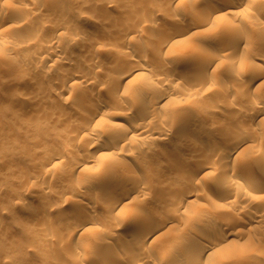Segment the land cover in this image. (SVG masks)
<instances>
[{"label": "rangeland", "instance_id": "374dc122", "mask_svg": "<svg viewBox=\"0 0 264 264\" xmlns=\"http://www.w3.org/2000/svg\"><path fill=\"white\" fill-rule=\"evenodd\" d=\"M31 1L13 0V2H3V5L2 2L0 3V12H4L3 16L0 15V31L2 30L0 32V103H3L0 106V264H111V262L112 264H136L135 262L142 261V258L146 259V262L151 260L148 264L152 262L153 264H191L192 251L188 250L186 245L193 234L201 232L210 235L218 228L221 229L222 234L232 236L236 241L233 244L228 243L229 246L224 248L225 252L229 250L235 253L243 250L248 256L261 258L260 260L264 262V232L262 233L264 228H260L261 233L252 232L251 235L247 231L248 227L241 224L230 229L222 228L224 221L228 222L232 213H235V216L236 214L239 216L240 213V216L244 217V213L238 207L248 199L252 198L251 202L255 203H253L254 211L252 212L254 216L255 211L256 214L264 212V185L262 184L264 183V173H262L264 172V137L260 142L255 140L256 134L259 137L264 135V113H258L256 108L248 103L249 99H257L260 105H264V27L258 28L255 22V19L264 18V6L262 7L264 0H260V3L257 1L260 7L257 3L256 5L249 3L248 7L242 8V12L237 15L230 14L228 18L234 22L230 27L224 20L213 22L214 24L212 22L197 23L196 17L201 15L198 13L205 8L204 0L179 1L171 9L166 6L165 0H38L35 6ZM173 18L181 19L175 22ZM250 21L254 22L253 25L249 24ZM55 24L62 25L61 30L52 31ZM162 24L167 29L163 32L160 28ZM176 26L184 27V30L187 26L186 33L174 35L172 44L155 54L154 50L157 48L159 37ZM76 27H82L85 32L81 36H75L73 29ZM31 30L36 33L30 34L31 38L27 42L30 44L21 45L24 37ZM193 30L199 32H192ZM229 31L230 34L235 32V39L232 37L230 39L227 35ZM257 31L259 32L256 33ZM238 37L249 40L246 43L240 41L238 44ZM40 46L44 48V53L48 54L43 56L44 59L51 56L50 53L53 51L58 52V55L53 57L55 61L51 62L52 64H48L46 60V62L35 60L37 58L35 55L42 48ZM205 47L212 48V51H220L221 54V59L217 55L219 58L217 64L211 66L207 73L204 69L197 67L196 59L197 52ZM128 49L131 51L130 64L129 62L128 64L136 66L131 72L133 80L126 91H123L124 93L109 92L105 84L108 81L103 74H100V71L106 69L114 71L120 59L113 54V51ZM7 58L12 60L13 67L10 72L4 71V60ZM185 59L186 63H180ZM146 61L150 62L149 70L140 68V65L144 63L149 64ZM90 67L94 71L96 69L98 73L95 75L97 77L91 79V81L98 79L95 81L97 86L91 87L89 82L85 81L82 84L85 89L83 87L80 89L75 84L60 88L59 80L63 71L72 68L75 71L80 70V73H76L81 74L87 69L89 71ZM173 68L181 69L186 75L157 83L156 86L162 87L161 89L176 91V95L165 106L161 105L154 109L149 105L148 108L153 109L152 115L146 118V120L149 119L147 122H149L150 133L135 136L134 141L128 144L129 146H123L122 149L112 153L114 156L104 153L111 151L103 145L104 142H110V139L114 138L107 131L111 124L117 122L115 123L117 128L120 125L122 128H130L135 126L143 115L142 112L139 114L134 111L132 114L134 118H131V115V119H114L110 113L115 114L127 108L134 93L140 92L144 86L153 82L158 73H169L173 71ZM253 71L257 73L252 77L250 75ZM196 72H200L199 76ZM233 72L245 81H252L248 82V88L244 87L245 94L242 92L241 97H234L230 101L231 97L228 98L230 92L241 87L238 91L243 89L240 81L235 80L231 75ZM204 74L208 75V79L203 78ZM201 76L205 80L200 90L189 87L193 84L187 85L190 79L194 80L193 78L196 77V83L198 79L201 81ZM151 77L154 78L151 80ZM99 78H104L101 81L105 83L103 84ZM80 80L79 76L77 81L80 82ZM221 92H224V96L227 94L225 96L227 99L222 97ZM100 99L109 100L110 103L113 100V103L109 110L101 113V116L105 118V123L102 124L103 127L101 126L104 132L100 130L101 128L95 131L98 134L104 133L100 134L102 140L98 145L88 148L90 144H87L88 140L85 136L74 137L73 131L79 130L83 125L81 115L76 113V108L87 109L90 102ZM60 103H63L66 108L60 110L62 109L59 106L62 105ZM238 107L240 110L242 107L245 114L242 115L243 112L238 110ZM192 110L196 112L201 110L198 120L195 119L189 123L179 120ZM166 117L173 120L166 124L164 121ZM121 127L119 128L123 130ZM161 127L166 132L162 135L163 139L156 137ZM152 128L156 131L155 133L150 131ZM234 129L235 133L239 129L243 131L246 129L245 132L250 131L249 135H251L248 138L244 136L243 139V134H238L240 132L234 134ZM191 138L193 142H196V145L190 148H193L192 150L187 149L186 146L192 141ZM234 138L242 141L239 150H242L241 156L235 162H224V164L222 161L219 162V159L225 156ZM205 140L209 142L214 140L213 142L223 146L226 144V149L223 147L214 151L203 148L201 144ZM200 141L201 144H197ZM58 148L64 150V159L60 155H57L58 157L54 155ZM92 150L97 151L96 155L103 153L99 157L96 156L97 159L93 160V165L86 171L69 170L71 157L76 155L74 153L78 152V157L88 158L87 154H91ZM205 151L210 153L205 155L211 158L207 157L208 160L205 161L210 160L212 165L209 164L210 167L206 168L204 177L194 182L196 184L193 187L199 193L198 196L192 197L195 203L193 201V205L189 206L190 208L187 207L185 211L182 208L176 212L177 215L174 213L172 222L155 232L154 238L152 237L155 240L151 238L149 244L141 245L142 249H140L141 246L138 247L136 244L139 236V230L134 225L136 219L148 214L156 217L165 207L163 204L172 201L179 193L178 188L185 180L184 174L180 172L183 169L191 171L195 161L200 160L198 156L202 157ZM105 155L110 156L111 159ZM206 156L203 159H206ZM46 159H53V161L50 160L51 162L47 165L43 164L42 161ZM250 160H253V163ZM244 163H248L257 170H252V173L258 179L251 172V175L250 173L242 174L238 166ZM132 165L137 167L134 173L140 179L139 183L133 185L136 197H133L134 200L131 198L133 202L130 201L129 204L137 208L138 214L134 217L124 213L111 214L108 209L100 205V199L103 193L112 192L117 181L112 178H106V180L101 176L108 171L121 174L125 170L123 168ZM225 165L228 167L227 170ZM233 167L236 169L231 172ZM220 179L225 183L233 181L235 186L241 182L238 185L240 189H236L238 194L232 196L239 197L240 202L234 204L225 200L229 190L223 189L228 191L224 193L222 188H217L218 183L221 184ZM135 186L140 187V190H137L138 187ZM217 189L222 192H218ZM98 199L100 202L97 203ZM37 210L40 212H36ZM88 211L95 213V219L93 217L79 232L69 236L63 235L65 226L68 224L65 214H89ZM252 213L246 214L244 218H248L247 215L253 216ZM212 214L214 215L211 216ZM253 223L264 227L262 226L264 221ZM238 228L239 231H236ZM240 229L245 232L241 233ZM229 231L232 233L230 234ZM156 234L159 235L156 236ZM117 248L121 249L116 250ZM224 250L219 254L225 253ZM165 253L178 254V256L175 255L178 259L171 261L165 257ZM216 254L215 251L211 253L212 256ZM226 257L222 262L215 263L209 259L202 264H232L229 262L232 258Z\"/></svg>", "mask_w": 264, "mask_h": 264}, {"label": "bare ground", "instance_id": "6f19581e", "mask_svg": "<svg viewBox=\"0 0 264 264\" xmlns=\"http://www.w3.org/2000/svg\"><path fill=\"white\" fill-rule=\"evenodd\" d=\"M52 1H59V0H52ZM72 1H77V0H72ZM79 1V0H78ZM179 1H186V0H165V3H166V6H168L170 9L172 8V7H174L175 6V4L177 3V2H179ZM257 1H258V3H260L261 1L260 0H204L203 1V3L205 4V8H203V10L201 11V13H198V14H201V15H198V17H196L195 19L197 20V23H200V24H202V23H204V22H214V23H216V21H218V20H224L225 22H226V25L227 26H231L232 24H234V22L231 20V19H229L228 17H230L229 15L230 14H235V15H237V13H240V12H242V8L243 9H245L244 7H248V5H249V3H252V4H254V5H256V3H257ZM260 1V2H259ZM2 2V5L4 4L3 2H5V3H8V2H13V0H0V3ZM31 2H33L32 4H34L33 6H35L36 4H37V2H38V0H32ZM202 3V4H203ZM257 3V5H258V7H260L259 6V4ZM251 5V4H250ZM264 5H263V2H262V7H263ZM252 6H250V8H251ZM257 7V6H256ZM257 7V8H258ZM23 8V7H22ZM241 8V9H240ZM253 8V7H252ZM1 9V8H0ZM24 9V8H23ZM26 9V8H25ZM247 9V8H246ZM256 9V8H255ZM260 9V8H259ZM29 10V9H28ZM243 11H245V10H243ZM4 15V12L3 13H1L0 12V15ZM242 14V13H241ZM2 15V16H3ZM182 17V16H181ZM234 17V16H233ZM232 17V18H233ZM87 18H88V16H87ZM181 19V18H180ZM180 19L179 18H173V20L175 21V22H178V21H180ZM86 20H89V19H86ZM195 20V21H196ZM253 21V20H252ZM252 21H250L249 22V24L250 25H253L252 23H254V22H252ZM175 22H173V23H175ZM255 22H256V24L258 25V28H260V27H264V18H258V19H255ZM213 23V24H214ZM199 24V25H200ZM204 24H206V23H204ZM208 24V23H207ZM211 24V23H210ZM174 25V24H173ZM196 25V24H195ZM62 26V25H61ZM61 26H59V25H57V24H55V25H53V27H52V31L53 30H55V31H58L59 29H60V27ZM233 26V25H232ZM209 27V26H208ZM252 27V26H251ZM160 28H161V30H162V32L163 31H165V29H166V27H164V24H162L161 26H160ZM233 27H231V29H232ZM235 28V27H234ZM135 29V28H134ZM186 29H187V26H186ZM184 30V27L182 28H180V27H178V26H176V28H172V29H168V31H167V34H162L160 37H159V40H158V44H157V48L154 50V52H155V54L156 53H160V51H162V50H164L167 46H169L170 44H172V41L174 40L172 37H174V35H184V33H186V31L187 30ZM256 29H257V27H256ZM61 30V29H60ZM64 30V29H63ZM74 30V32H75V36H77V35H82L84 32H85V29H83L82 27H76V28H74L73 29ZM167 30V29H166ZM223 30V29H222ZM254 30V29H253ZM35 31V30H34ZM54 31V32H55ZM138 31V30H137ZM255 31V30H254ZM260 31H262L261 29H260ZM0 32H2V30L0 31ZM62 32V31H61ZM65 32V31H64ZM192 32H199V31H192ZM232 32V31H231ZM259 31H257L256 33H258ZM33 33H36V32H33V30H31V32H29V34H26L27 36L26 37H24V39H23V43L21 44V45H27V44H30V42L29 43H27L29 40H30V38H31V35L30 34H33ZM52 35H53V33H51ZM58 34V33H57ZM230 31H229V33L227 34L228 36H230V39H231V37L233 38V39H235L236 37H235V32H234V34H230ZM237 35V34H236ZM238 36V35H237ZM240 36V35H239ZM50 37H51V35H50ZM49 38V37H48ZM54 38V37H53ZM53 38H50V40H52ZM78 38V37H77ZM225 38V37H224ZM227 38H229V37H227ZM239 38V41H238V44H240V41H241V43L242 42H248V40L249 39H243V38H241V37H238ZM55 39V38H54ZM173 39V40H172ZM176 40H177V38H175ZM232 39V40H233ZM73 40H74V38H73ZM21 41V40H20ZM19 41V42H20ZM52 41H54V40H52ZM75 41V40H74ZM77 41V40H76ZM231 41V40H230ZM234 41V40H233ZM25 42V43H24ZM226 42H228L227 40H226ZM232 42V41H231ZM222 43H224V42H222ZM19 44V43H18ZM102 44H104V43H102ZM20 45V46H21ZM223 45V44H222ZM229 45V44H228ZM18 46V45H17ZM28 46V45H27ZM19 47V46H18ZM26 47V46H25ZM40 47H42V46H40ZM132 47V46H131ZM45 48H47L46 46H45ZM132 48H134V47H132ZM132 48L130 49V50H132ZM223 48V47H222ZM44 48L42 47L41 49H39V52H38V54H36L35 56H37V58L35 59L36 61H39V62H49L48 64H52L51 62H53V61H55L54 59H53V57L55 56V55H58V52H55V51H53V53H50L51 54V56H47L46 57V59H44L43 58V56L45 57V54L46 53H44V51L45 50H43ZM230 49V48H229ZM234 49V48H233ZM232 49V50H233ZM47 50V49H46ZM129 49L126 51H124V50H120V51H113V54L114 55H116L117 56V58H119L120 59V62H118V64H117V68L114 70V71H109V70H105V71H100L101 73L100 74H103L104 76H105V79H106V81H108V83H105V84H107L106 86H107V90H109V92L111 91L112 93H117V92H120V91H122V93H124L123 91H126V89L128 88L127 86L129 85V83L133 80V77H132V75H131V72H132V70L133 69H135L136 68V66L134 65V66H132V65H129L130 64V62H129V59H131L130 58V55H131V51H130ZM134 50V49H133ZM219 50H221L222 51V49H219ZM135 51V50H134ZM215 51H217V50H215ZM215 51H212V48L211 49H209V48H207V47H205L204 49H202V50H200V51H198L197 52V61H198V63H197V67H200V68H202V69H204L205 71H206V73L207 72H209L210 71V67L211 66H215V63L217 64V61L219 60V58H220V51H217V52H215ZM234 51V50H233ZM133 52V51H132ZM153 52V53H154ZM235 52V51H234ZM44 53V55H42ZM219 53V54H218ZM224 53V52H223ZM49 54V55H50ZM112 54V55H113ZM46 55H48V54H46ZM217 55L219 56V58L217 57ZM229 56H230V53L228 54ZM227 55V56H228ZM226 56V57H227ZM228 56V57H229ZM56 57V56H55ZM236 57V56H235ZM230 58H231V56H230ZM44 59V60H43ZM221 59V58H220ZM43 60V61H42ZM46 60V61H45ZM181 60V59H180ZM251 61H252V59H251ZM4 71L5 72H10L11 71V69H12V60H11V58H7V59H5L4 60ZM128 62H129V64H128ZM146 62H148L149 64H142V65H140L141 67V69H148V68H150V62L149 61H146ZM187 61H186V59L185 60H183V61H181L180 63H186ZM222 62V61H221ZM254 62V61H253ZM179 64V63H178ZM152 65V64H151ZM139 66V65H138ZM91 68V67H90ZM139 68V67H138ZM165 68V67H164ZM216 68V67H215ZM152 69V68H151ZM171 69V68H170ZM194 69V68H193ZM88 70V69H87ZM86 70V71H87ZM149 70V69H148ZM83 71V70H82ZM82 72L81 74H78V73H76V72H79L80 73V70L79 71H75V69H72V68H69V69H67V70H65V71H63L62 73H61V77H60V82H61V86H60V88H67V87H70L71 85L72 86H74V84H75V86H77L78 88H80L81 89V87H83V83H85V81H86V83L87 82H89L88 84H90V86L91 87H95V86H97L96 85V82L95 81H97V80H95V79H93L94 81H91V79L92 78H95V77H97V76H95V75H98V73H97V71H96V69H95V71L93 70V68H91V69H89V71H87V72ZM145 71V70H144ZM200 71V70H199ZM214 71V70H213ZM264 71V70H263ZM262 71V72H263ZM151 72H152V70H151ZM158 72H160V71H158ZM84 73V74H83ZM148 73H149V71H148ZM198 73V76H199V74H200V72H196V74ZM204 73V72H203ZM203 73H202V75H203ZM256 73L257 72H254L253 71V73H251V75L250 76H254V75H256ZM258 73H260V72H258ZM147 74V73H146ZM196 74H194V75H196ZM260 74H262V73H260ZM155 75V74H154ZM186 74H185V72L184 71H182L181 69H177V68H173V71H171V72H160V73H158L157 75H156V77L154 78V81L153 82H151V83H149L148 85H146V86H144V88L142 89V90H140V92H138V93H134V95H132L133 96V99H130L131 100V102H130V104L127 106V108H123V110L122 111H118L117 113H115V114H111L110 113V116L112 117V118H124V119H128V118H130L131 117V115L133 114V112L134 111H137V113H141L142 112V117H140V120H138V122H137V124L134 126H132V127H128V128H122L121 127V125L119 126V127H121L123 130H121L119 127L117 128V126L115 125V123H117V122H115V123H113V124H111V127L109 128V130L107 129V131L109 132V134H110V136H112V137H114L113 139L111 138L110 139V142H104L103 143V145L107 148V149H110L111 151H110V153L109 152H104V153H108V155H112V156H114V154H112V153H115L117 150H120V149H122V147L123 146H126V145H128V144H131L133 141H134V138H135V136H137L138 137V135H142V134H145V133H150L149 132V127H148V123L149 122H147L149 119H147L146 120V118L147 117H150V115H152V112H153V109H151L152 111H150V109L148 108L149 107V105L150 106H152V108H157V107H159V106H165V105H167L168 104V102H170V100H171V98H174L175 97V93H176V91H167V90H165V89H161L162 87H159V86H156L157 85V83L159 82V81H170V79H173V78H182V77H184ZM232 76H233V78L235 79V80H238V81H240V83L242 84L241 86H243V89L242 90H240V92L238 91L239 89H241V88H238L237 89V87H236V89L237 90H234L233 92H230V94L229 95H231V96H229L228 95V98L229 97H231V99H229L230 101H232V98L234 99V97H237V96H240L241 95V93L243 92L244 94H245V92H244V87L246 88H248V82H251V81H249V80H247V81H245V80H243L242 79V77L240 78V76H238V74H236V73H232L231 74ZM80 76V82H78L77 80H78V77ZM191 76H192V74H191ZM208 76V75H207ZM206 76V74H204V77L203 78H206L207 77ZM193 77H195V76H193ZM210 77V76H209ZM152 77H151V80L153 79ZM197 78V77H196ZM196 78H193L194 80L196 79ZM200 78V77H199ZM100 79V78H99ZM102 79H104V78H101L100 79V81L102 80ZM201 81H198L197 80V83H196V80L194 81V80H191L190 79V81L187 83V85H192L193 84V86H189V87H192V88H197V90L200 88V87H202L203 85H202V82H204V80L202 79V76H201ZM207 79H208V77H207ZM206 79V80H207ZM233 79V80H234ZM249 79H251V78H249ZM104 81V80H103ZM102 82V81H101ZM195 82V83H194ZM103 83V82H102ZM103 83V84H104ZM170 83V82H169ZM239 83V84H240ZM98 84V83H97ZM164 84V83H163ZM208 84H209V82H208ZM37 85V84H36ZM101 85V84H100ZM187 85H186V87H187ZM38 86V85H37ZM59 88V89H60ZM84 88V87H83ZM82 88V89H83ZM159 88V89H158ZM165 88V87H164ZM188 88V87H187ZM85 89V88H84ZM83 89V90H84ZM156 89H158V91L156 92ZM175 89V88H174ZM177 89V88H176ZM190 89V88H189ZM194 89V90H195ZM196 90V91H197ZM200 90V89H199ZM85 91V90H84ZM178 91V90H177ZM59 92V91H58ZM62 92H63V90L62 91H60V94H62ZM198 92V91H197ZM229 92V91H228ZM157 95H155V94ZM222 93V92H221ZM227 93V92H226ZM240 93V94H239ZM190 94V93H189ZM224 94V92L222 93V97L224 96L223 95ZM244 94H243V96H244ZM155 98H154V97ZM225 96H227V94L225 95ZM224 96V98H226ZM246 96V95H245ZM241 97V96H240ZM130 98V97H129ZM132 98V97H131ZM136 98V99H135ZM248 98V97H247ZM227 99V98H226ZM241 99V98H240ZM29 100V99H28ZM110 100H112V99H110ZM224 100V99H223ZM236 100H238V99H236ZM250 101L248 102L249 103V105H251V107H254V108H256V110H257V112L258 113H264V105L262 106V105H260V101H257V99L256 100H253V99H249ZM104 101V102H103ZM102 101V99H100V100H94V101H92V102H90L91 104L89 105V107L87 108V109H83V107L82 108H80V107H78V109L76 108V113L78 114V115H81V117L80 118H82V122H83V125H82V127L78 130H76V131H73V133H75L74 134V137L75 138H80V137H86V139L88 140V145L89 146H87L88 148L89 147H92V146H95V145H98L99 144V142L102 140L101 139V136L104 134V133H102V132H104L103 130H102V124H104L105 123V118H103L101 115V113H103V112H105L106 110H109V108L111 107V104L113 103V100H112V103H110V102H108L107 100H103ZM227 101V100H226ZM230 101H228V102H230ZM245 101V100H244ZM28 102V101H27ZM224 102V101H223ZM227 102V103H228ZM235 102V101H234ZM242 102V101H241ZM247 102V101H246ZM218 103H220V102H218ZM233 103V102H232ZM2 104L3 103H0V106H2ZM60 104H62V105H59L60 106V108H62V109H60V108H58V109H60V110H63L64 108H66L65 106H64V104L63 103H60ZM115 105H117L118 103H114ZM222 104H224V103H222ZM242 104H244V103H242ZM227 105H230V104H227ZM238 106V105H237ZM244 106V105H243ZM242 106V107H243ZM216 107V106H215ZM218 107V106H217ZM233 107V106H232ZM242 107H241V110H240V108L238 109V110H240V111H242L243 109H242ZM246 107H249V106H246ZM246 107L244 108V111L246 110ZM250 107V108H251ZM164 108H166V107H164ZM234 108V107H233ZM195 109V108H194ZM234 109H236V108H234ZM66 110V109H65ZM64 110V111H65ZM112 109H110V111H111ZM195 110H197V109H195ZM195 110H192V111H189V112H187V113H189V114H187V116H183V117H177V118H179V120L180 121H182V122H184V123H189L190 121H193V120H195V119H197L198 118V114H200V112H201V110H200V112H196ZM218 110H219V108H218ZM237 110V111H238ZM249 110V109H248ZM247 110V111H248ZM109 111V112H110ZM221 111H223V110H221ZM236 111V112H237ZM246 111V112H247ZM60 112V111H59ZM63 112V111H62ZM66 112H68V111H66ZM65 112V113H66ZM243 112V111H242ZM139 113V114H140ZM227 113V112H226ZM229 113V112H228ZM231 113H233L232 111H231ZM241 113V112H240ZM230 114V113H229ZM237 115L239 114V112L238 113H236ZM243 114H245L244 112L242 113V115ZM226 115H228V114H226ZM231 115V114H230ZM234 115V114H233ZM204 116V115H203ZM223 116V115H222ZM229 116V115H228ZM240 116V115H239ZM232 117H234V116H232ZM131 118H134L133 117V115H132V117ZM130 118V119H131ZM135 118H137V117H135ZM139 118V117H138ZM137 118V119H138ZM176 118V117H175ZM223 118V117H222ZM264 119V118H263ZM173 119H169V118H165V122H166V124H168V122L169 121H172ZM176 120V119H175ZM178 120V121H179ZM198 120V119H197ZM212 120H214L213 118H212ZM81 122V123H82ZM111 123V122H110ZM135 123V122H134ZM116 127H115V126ZM174 125V124H173ZM102 126V127H101ZM108 126V125H107ZM149 126H151V125H149ZM166 126H168V125H166ZM164 127V126H163ZM78 128V127H77ZM98 128H101L100 130H102V135H100V134H98V133H95V131L98 129ZM165 128V127H164ZM153 129L154 128H152V130L150 129V131H152V132H156L155 130L153 131ZM161 129V130H160ZM159 130H160V132L158 133V134H156V137L157 138H162L163 136V134L164 133H166V132H164V130L165 129H162V127L161 128H159ZM163 130V131H162ZM168 129H166V131H167ZM238 130V129H237ZM242 129H239L236 133H235V129H234V134H237L238 132H240V133H238V134H243V139H244V136H246L247 138H248V136H250L249 135V133H250V131H249V133H248V131L247 132H245L246 131V129L242 132L241 131ZM106 131V132H107ZM100 132V131H99ZM105 132V133H106ZM108 132H107V135H108ZM151 132V133H152ZM158 132V131H157ZM121 133L123 134V135H121ZM232 134V133H231ZM253 134V133H252ZM260 134V133H259ZM148 135V134H147ZM158 135V136H157ZM165 135V134H164ZM240 135V136H241ZM257 135L258 134H256V136H255V140L256 141H258V142H260V140L264 137V135L261 137H259V135H258V137H257ZM150 136V135H149ZM155 136V135H154ZM229 136H230V134H229ZM238 136V135H237ZM253 136V135H252ZM155 137V138H156ZM232 137H233V135H232ZM231 137V138H232ZM235 137V136H234ZM237 138V137H236ZM236 138H234V140L232 139L231 140V147L229 148L228 147V150H226L227 152H226V154H225V156L224 157H222V158H220V159H222V160H220L219 159V162L220 161H222L223 162V164H224V162H226V163H231V162H235V160L236 159H238L239 158V156H241V152H242V150L241 151H239L240 150V143L242 142H240L239 140H236ZM253 138H254V136H253ZM85 139V140H86ZM163 139V138H162ZM192 139V138H191ZM224 139V138H223ZM238 139V138H237ZM252 139V138H251ZM87 140H86V142H87ZM112 140V141H111ZM226 140V139H225ZM240 140H242V139H240ZM109 141V140H108ZM187 141V140H186ZM189 141V140H188ZM187 141V142H188ZM194 141H195V139H194ZM214 141V140H213ZM209 142L208 140L206 141H203L202 142V144H201V141L199 142V143H197V144H201V146L203 147V148H209V149H212V150H220L221 148L223 149V147H225V149H226V144H225V146H223V144L221 145L220 143H215V142ZM218 141V140H217ZM228 141V140H227ZM224 142H226V141H224ZM262 142V141H261ZM196 142H193V139H192V141H190V142H188L187 144H186V146H187V149H190L191 147H193V146H195L196 144H195ZM222 143V142H221ZM227 143V142H226ZM229 144V143H228ZM129 146V145H128ZM228 146V145H227ZM86 147V149L88 150V148ZM196 147H198V145L196 146ZM201 147V148H202ZM67 148V147H66ZM66 148H64V149H66ZM186 148V147H185ZM67 149H69V148H67ZM193 149V148H192ZM192 149H190V150H192ZM244 149V148H243ZM91 150V149H90ZM93 151V152H92ZM91 151V154H87V155H89V157L87 158H84V156L83 157H78V155L77 154H79L78 152H76V153H74V154H76V155H73V154H71V155H73V157H71L72 159H71V161H70V169L69 170H71L72 172H81L82 170L84 171H86V169L88 168V167H90L91 165H93V160L96 158V156L97 157H99V156H101L102 154L101 153H98V155H96L97 154V151L96 152H94V150H92ZM204 152V151H203ZM222 152H223V150H222ZM122 153V152H121ZM218 154L220 153V152H217ZM254 153V152H253ZM209 155L208 154V152L207 151H205V153L203 154V155ZM245 154H248V153H245ZM56 157H58L57 155H60L63 159H64V156H65V153H64V150L61 148H58L57 149V151L55 152V154H54ZM82 155V154H81ZM86 155V156H87ZM108 155H105V156H107V157H110V156H108ZM203 155H202V157L201 156H198V158L200 159V160H197V161H195V165L193 166V168H192V170L191 171H185V169H183V171L182 172H180V173H182V175L184 174V181L182 182V185L180 186V188H178L179 189V193L178 194H176V196H175V198L172 200V201H169L168 203H166V204H163V205H165V207L163 208V210L162 211H160V212H158V214H157V216L156 217H154V216H151V215H147V216H140L139 218H137L136 219V221H135V223H134V225L138 228V230H139V233H138V239H137V246L138 247H140L141 245L142 246H145L147 243L149 244V241H151V238L153 237V234L155 233V232H157V231H159L160 229H162L164 226H166V225H168V224H170L171 222H172V220H173V214L174 213H176V212H178V211H180L182 208L184 209V211L186 210V208L187 207H189V206H192L193 205V201H194V199L192 198V197H195V196H198V190L197 189H195V187H193L196 183H194L195 181L197 182V179H200L202 176L204 177L205 175H204V172L206 173V168L207 167H210V165H212V164H210L211 163V161L209 160V161H205V160H208L210 157H208V156H206V159H203L204 157H203ZM212 155V154H211ZM254 155V154H253ZM212 156H214V155H212ZM223 156V155H222ZM201 157V158H200ZM207 157H208V159H207ZM221 157V156H220ZM47 158V157H46ZM50 158V157H49ZM62 158L60 159V162H61V160H62ZM97 159V158H96ZM95 159V160H96ZM106 159H108L109 160V158H106ZM110 159H111V157H110ZM211 159V158H210ZM249 158H247V160H248ZM50 160H52L53 161V159H46V160H43L42 162H43V164H48V163H50L51 161ZM112 160H114V158L112 159ZM173 160V159H172ZM251 161V160H250ZM221 162V163H222ZM237 162V161H236ZM252 163H253V160L251 161ZM112 163V162H111ZM113 163H116V162H113ZM178 163V162H177ZM225 163V164H226ZM210 164V165H209ZM227 165V164H226ZM225 165V167H226V170L228 169V167ZM235 165V164H234ZM49 166V165H48ZM229 166V165H228ZM93 167V166H92ZM223 167H224V165H223ZM136 168L137 167H135V165H132V166H127L126 168H123V169H125L124 171H123V173H121V174H114L113 172H111V171H108L107 173H105L104 174V176H101V177H103L104 179H106V178H112V179H115L116 181H117V183H116V186L115 187H113L112 188V192L111 193H109V191H108V193H103V195H102V197H101V202L99 201V199L97 200V203H98V201L101 203L100 205L102 206V207H105V209H108V211L111 213V214H118V213H124V214H127V215H130L129 217H134V216H137V214H138V210H137V208H135V207H133V206H130L131 204H129V202L130 201H132L133 202V197L135 196L136 197V195H135V193H136V190L134 191V184L135 183H139L138 181H139V176H137L136 175V173H134L135 171H136ZM241 169L240 171L242 172V174L244 173V175H245V173L246 174H248V173H252V170H254L255 168H253L251 165H249L248 163H244V164H239V166H238V169ZM106 169H108V168H106ZM221 169V168H220ZM235 169H236V167H233L232 168V170H231V172H234L235 171ZM209 170V169H208ZM207 170V171H208ZM225 170V169H224ZM256 170V169H255ZM229 171V170H228ZM227 171V172H228ZM257 171V170H256ZM116 172V171H115ZM134 173V174H133ZM221 173V172H220ZM251 173H250V175H251ZM262 173H264V172H262ZM229 174V173H228ZM242 174H240V175H242ZM258 174V173H257ZM259 174H261V172L259 173ZM79 175V174H78ZM133 175H136V176H133ZM252 175L253 176H255L256 177V175H254L253 173H252ZM236 176V175H235ZM247 176V175H246ZM98 177V176H97ZM260 177H262L261 175H260ZM264 177V176H263ZM244 178V177H243ZM253 178V177H252ZM99 179V178H98ZM256 179H258L257 177H256ZM107 180V179H106ZM221 180V179H220ZM235 180H237V179H235ZM101 181H103V180H101ZM223 181L221 180V184L220 183H218L219 185H218V187L217 188H219V189H221L222 188V190L223 189H225V190H229V194L226 196L225 194V196H226V198H225V200L226 201H229L230 203H234V204H237L236 202H240L239 200H241V199H239L238 200V198L239 197H237L236 196V198L234 197H232L233 196V194H238V192H237V190L236 189H238L239 188V184L241 183H239L237 186H235L236 184H233L232 182L231 183H225V182H223ZM229 182V181H228ZM257 182V181H256ZM243 183H245L244 181H243ZM261 184V183H260ZM262 184L264 185V183L262 182ZM261 184V185H262ZM85 185V184H84ZM141 184H139V186H140ZM258 186H259V183L257 184ZM144 186V185H143ZM142 186V187H143ZM135 187H138V186H135ZM141 187V188H142ZM237 187V188H236ZM261 188H262V186H260ZM259 187V188H260ZM264 187V186H263ZM140 187H138V188H136L137 190L139 189ZM258 188V187H257ZM240 189V188H239ZM264 189V188H263ZM140 190V189H139ZM218 190V189H217ZM222 190L221 191H219L218 190V192H222ZM245 190V189H244ZM260 190V189H259ZM111 191V190H110ZM224 191V190H223ZM139 192V191H138ZM143 192H145V190L143 191ZM218 192H217V194H218ZM228 193V191H224V193ZM246 193H247V191H245ZM84 193V192H83ZM219 194H222V193H219ZM60 195V194H59ZM208 195V194H207ZM223 195V194H222ZM137 196H138V194H137ZM140 196V195H139ZM239 196V195H238ZM249 197V195H246V197ZM60 197V196H59ZM58 197V198H59ZM62 197V196H61ZM65 197V196H64ZM211 197V196H210ZM220 197H222V196H220ZM219 197V198H220ZM245 197V196H244ZM243 197V198H244ZM245 197V198H246ZM129 198L131 199V200H129ZM223 198V199H224ZM241 198V197H240ZM251 198V197H250ZM248 199V198H247ZM247 199H245V200H247ZM63 200V199H62ZM222 200V199H221ZM251 200H252V198H251ZM251 200H249L248 199V201L246 202H244V204H243V202H242V204L238 207L239 209H240V211L241 212H243L244 213V217H245V215L246 214H251L254 210H253V208H254V205H253V203L251 202ZM96 202V201H95ZM223 202V201H222ZM47 203V202H46ZM194 203H195V201H194ZM224 203V202H223ZM227 203V202H226ZM59 204V203H58ZM129 204V205H128ZM234 204H233V206H234ZM255 204V203H254ZM95 205H97V204H95ZM239 205V204H238ZM51 206V205H50ZM99 206V205H98ZM236 206V205H235ZM256 206V205H255ZM39 207V206H38ZM37 207V208H38ZM52 208V207H51ZM83 208V207H82ZM190 208V207H189ZM188 208V209H189ZM34 209V208H33ZM238 209V210H239ZM256 209H257V207H256ZM259 210V209H258ZM79 211V210H78ZM80 211H81V208H80ZM239 211V212H240ZM36 212H40V210H37ZM89 212V211H88ZM183 212V211H182ZM90 213H92V212H89V214H77L76 213V215L74 214V215H71V213L70 214H65V219H67L68 220V224L65 226V230H64V233H63V235H67V236H69V235H73L75 232H79L80 230H82L83 228H84V226L89 222V221H91L92 220V218L94 217V214L95 213H92V215L90 214ZM109 213V214H110ZM176 215H177V213H176ZM180 215V214H179ZM214 214H212L211 216H213ZM232 215V217L230 218L229 217V221L228 222H225L226 220H225V218H223V220H225L224 221V225H222V226H219V227H222L224 230H225V227H227V228H233L234 226H237L238 224L240 225H243V226H245V227H248L247 228V231L249 232V235H251V233L252 232H260V230L261 229H263L264 227H260L261 225H254V221H264V212L263 213H261L260 212V214H256V211H255V216H254V214L252 213V215L253 216H251V215H247V217L248 218H244V217H241V216H243V215H241L240 216V213L238 214L239 216H237V214H236V216H235V213L233 214H231ZM230 215V216H231ZM235 216V217H234ZM209 218V217H208ZM211 218V217H210ZM213 218V217H212ZM228 218V217H227ZM226 218V219H227ZM94 219H95V217H94ZM97 219V218H96ZM231 219V220H230ZM222 220V221H223ZM228 220V219H227ZM222 223V222H221ZM221 223H220V225H221ZM262 226H264V225H262ZM87 227V226H86ZM90 228V227H89ZM237 228V227H236ZM261 228V229H260ZM87 230H88V228H86ZM229 229H227V230H229ZM242 229V228H241ZM241 229H240V232L241 233H243V231L245 232V230H243V231H241ZM246 229V228H245ZM219 230V232H217ZM218 230H214L210 235H205V234H203V233H201V232H195V234H193V236H192V238H191V240L188 242V244L186 245V248L188 249V250H191L192 251V254L190 255L191 257H190V263L191 264H202L203 263V261L204 262H207V261H209V259H211V260H213V262H215V263H218V262H222L223 261V258L225 257V258H227L226 256H229V257H231L232 259H231V261H229V262H232V264H264V262L263 261H261L258 257L256 258V257H252L251 255L250 256H248V254H245V251L243 252V250L241 251V250H239L238 252H235V253H233V251H227V252H225V250H224V248H227V247H225V246H229V245H227L228 243L230 244H233V243H235L236 241H235V238L234 237H232V236H229V235H224V234H222V231H221V229L220 228H218ZM239 231V228L238 229H236V231ZM216 231V232H215ZM221 231V232H220ZM231 231V230H230ZM229 231V233L231 234L232 232H230ZM63 232V231H62ZM264 231H262V233H263ZM160 233V232H159ZM233 233H234V229H233ZM239 233V232H238ZM241 233H239V234H241ZM261 233V232H260ZM227 234V233H226ZM159 235V234H158ZM157 234H156V236H158ZM234 235H236L235 233H234ZM242 235V234H241ZM243 236V235H242ZM71 238H72V236H71ZM154 238V237H153ZM152 238V239H153ZM79 239V238H78ZM250 239V238H249ZM153 240H155V239H153ZM237 240V239H236ZM72 243V242H71ZM144 244V245H143ZM142 246H141V248L140 249H142ZM232 246V245H231ZM79 247V246H78ZM125 247V246H124ZM80 248V247H79ZM113 248V247H112ZM112 248H110V249H112ZM126 248V247H125ZM121 249V248H120ZM119 248H117L116 250H120ZM122 249H123V247H122ZM77 250H79V249H77ZM109 250V249H108ZM113 250V249H112ZM224 250V252L225 253H223L222 255H220L219 253L220 252H222ZM129 251V250H128ZM132 251V250H131ZM217 252V254L216 255H214V256H212L211 255V253H213V252ZM115 252V251H114ZM134 252H135V250H134ZM141 252H145V251H142L141 250ZM147 252V251H146ZM118 253V252H117ZM122 253V252H121ZM136 253V252H135ZM140 253V252H139ZM53 254V253H52ZM116 254V253H115ZM128 254V253H127ZM133 254V253H132ZM151 254V253H150ZM55 255V254H54ZM53 255V256H54ZM118 255V254H117ZM143 255H144V253H143ZM175 255H177L178 256V254H166L165 253V257H167L168 259H171V261L172 260H177L178 259V257L177 256H175ZM179 255H180V253H179ZM135 256V255H134ZM133 256V257H134ZM146 256V255H145ZM149 256V255H148ZM147 256V257H148ZM144 257V256H143ZM55 258V257H54ZM160 258V257H159ZM180 258V257H179ZM70 259V258H69ZM133 259H135V258H133ZM139 259V258H138ZM148 259V258H147ZM154 259V258H153ZM181 259V258H180ZM228 259H230V258H228ZM227 259V260H228ZM142 261H138V262H135L136 264H148V262L150 261L151 262V260H149L148 262H146V259H144V258H142L141 259ZM145 260V261H144ZM71 261H73L72 260V258H71ZM136 261V260H135ZM157 261V260H156ZM180 261V260H179ZM178 261V262H179ZM176 262V261H175ZM158 263V262H157ZM167 263V262H166ZM177 263V262H176ZM105 264V263H104ZM111 264H112V262H111ZM150 264H153V262L152 263H150Z\"/></svg>", "mask_w": 264, "mask_h": 264}]
</instances>
